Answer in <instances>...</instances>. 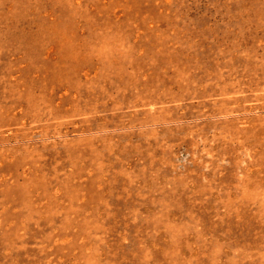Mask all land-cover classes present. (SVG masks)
Wrapping results in <instances>:
<instances>
[{
	"label": "rangeland",
	"instance_id": "obj_1",
	"mask_svg": "<svg viewBox=\"0 0 264 264\" xmlns=\"http://www.w3.org/2000/svg\"><path fill=\"white\" fill-rule=\"evenodd\" d=\"M0 264H264V0H0Z\"/></svg>",
	"mask_w": 264,
	"mask_h": 264
}]
</instances>
